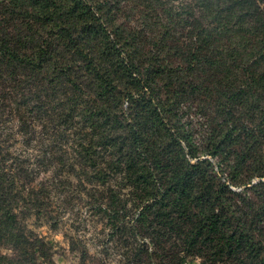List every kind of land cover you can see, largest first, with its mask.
Listing matches in <instances>:
<instances>
[{
	"label": "trees",
	"instance_id": "obj_1",
	"mask_svg": "<svg viewBox=\"0 0 264 264\" xmlns=\"http://www.w3.org/2000/svg\"><path fill=\"white\" fill-rule=\"evenodd\" d=\"M40 173L128 264H264V0H0V264H53Z\"/></svg>",
	"mask_w": 264,
	"mask_h": 264
},
{
	"label": "rangeland",
	"instance_id": "obj_2",
	"mask_svg": "<svg viewBox=\"0 0 264 264\" xmlns=\"http://www.w3.org/2000/svg\"><path fill=\"white\" fill-rule=\"evenodd\" d=\"M194 124L196 119L193 120ZM65 175L40 173L37 181L50 185L49 212L57 227L50 223L29 219V226L48 239L53 246V264H128L121 244L106 241V231L100 216L94 215L81 199L79 187L64 179ZM238 190V189H237ZM82 250H86L82 256ZM7 252L6 249H3ZM190 264V263H189Z\"/></svg>",
	"mask_w": 264,
	"mask_h": 264
}]
</instances>
